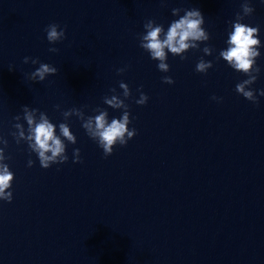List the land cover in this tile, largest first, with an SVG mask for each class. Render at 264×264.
Wrapping results in <instances>:
<instances>
[{"label": "water", "instance_id": "95a60500", "mask_svg": "<svg viewBox=\"0 0 264 264\" xmlns=\"http://www.w3.org/2000/svg\"><path fill=\"white\" fill-rule=\"evenodd\" d=\"M243 2L0 0V148L14 174L11 202L0 199V264H264V0H249L254 11L241 21L259 27L257 104L235 91L247 76L219 57ZM173 8L199 9L209 40L183 60L169 53L165 73L139 36L149 19L166 31L179 18ZM51 23L65 30L55 44L44 31ZM24 57L57 73L30 80L39 63ZM201 58L212 62L206 73L195 71ZM120 82L136 135L105 157L75 112H63L120 118L104 103L123 98ZM23 106L37 120L44 112L57 134L68 124L76 143L65 141V163L40 166L14 127L27 135Z\"/></svg>", "mask_w": 264, "mask_h": 264}, {"label": "clouds", "instance_id": "9594fccd", "mask_svg": "<svg viewBox=\"0 0 264 264\" xmlns=\"http://www.w3.org/2000/svg\"><path fill=\"white\" fill-rule=\"evenodd\" d=\"M241 13L236 14L235 21L232 22V30L228 33L225 49L219 52V57L222 58L228 66L237 72L243 73L247 79L242 80L235 86L236 93L242 95L246 100L257 104V95L250 86L256 81L257 74L260 72L256 65V59L260 56L259 48L261 46L259 35V27H252L241 21L245 16H249L254 9L250 6L249 0H244L241 4ZM183 11L182 16L179 13ZM173 16H179L173 20L165 31L163 25L156 24L154 20H147L143 27L144 34L139 36V46L146 51L152 60L158 61L157 68L161 72H168L169 65L166 63L168 54L180 56L185 59L183 53L190 49H197L199 43L209 40V33L204 29V17L199 9L182 10L179 8L172 9ZM46 39L49 44H55L65 38V30L56 23L49 24L45 30ZM50 52L59 51L57 48H49ZM205 55H211L213 49L205 46L202 49ZM31 59L32 64L39 63L33 72L28 76L33 81H44L48 75H55L57 68L47 63H40L38 59L24 57L23 62L28 63ZM212 67L211 61H205L201 58L196 66L195 71L206 73ZM11 71V67L9 69ZM124 69H118L117 72L122 73ZM162 82L166 84L174 83L169 76L162 77ZM120 89L123 90L122 96L113 94L110 97H104V103L113 109H122L120 118H112L109 122L108 112L103 109L94 116L85 117L84 113L77 109H70L63 112L64 117H68L75 112L76 116L82 121V127L86 134L103 150L105 157L113 152L115 145L124 146L128 140L136 135V129H129L131 123L128 104L125 103L130 95V89L127 84L120 82ZM115 93V89H111ZM140 91V89H137ZM258 95L264 96V89L258 90ZM213 100L219 101L221 98L212 97ZM148 97L143 92H140L139 99L135 100L138 105H144ZM59 108V105L56 106ZM37 109H31L23 106V119L27 122V135L23 126L19 123L14 127L19 130L18 134L21 139L27 141L30 152L35 153L38 157L39 164L42 168L47 169L52 164L65 163L68 160L66 153L65 141L71 144L76 143V137L70 131V127L66 122L60 123L57 126L50 122L44 112H40L39 120L35 118L34 113ZM16 120L20 117L16 116ZM19 143V140H16ZM3 144L7 147V141L3 140ZM7 157L4 155V148H0V199L11 202L12 193L6 191L11 188L14 174L9 170V167L4 161ZM81 162L79 158V149H73V163ZM33 161L28 160V166L31 167Z\"/></svg>", "mask_w": 264, "mask_h": 264}]
</instances>
